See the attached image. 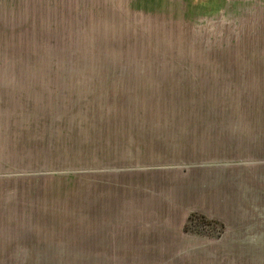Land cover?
Returning <instances> with one entry per match:
<instances>
[{"label":"rangeland","instance_id":"rangeland-1","mask_svg":"<svg viewBox=\"0 0 264 264\" xmlns=\"http://www.w3.org/2000/svg\"><path fill=\"white\" fill-rule=\"evenodd\" d=\"M0 264H264V0H0Z\"/></svg>","mask_w":264,"mask_h":264},{"label":"trees","instance_id":"trees-1","mask_svg":"<svg viewBox=\"0 0 264 264\" xmlns=\"http://www.w3.org/2000/svg\"><path fill=\"white\" fill-rule=\"evenodd\" d=\"M192 230L193 233L218 238L224 232V226L219 221L209 220L202 215L192 214L188 218L185 231Z\"/></svg>","mask_w":264,"mask_h":264}]
</instances>
